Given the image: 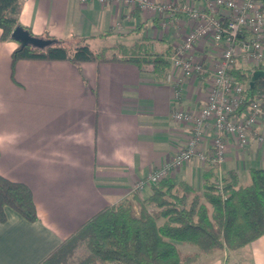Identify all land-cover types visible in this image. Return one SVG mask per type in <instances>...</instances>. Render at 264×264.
Segmentation results:
<instances>
[{"label": "crops", "instance_id": "1", "mask_svg": "<svg viewBox=\"0 0 264 264\" xmlns=\"http://www.w3.org/2000/svg\"><path fill=\"white\" fill-rule=\"evenodd\" d=\"M174 19L170 26L167 12L96 0H20L18 24L33 36L81 39L92 51L109 48L117 60H19L12 68L18 43L0 39V175L30 189L37 213V221L28 222L5 207L0 264L40 263L96 213L131 199L138 181L183 148L191 124L175 121L173 110L198 111L209 75L177 85L155 79L145 64L141 69L119 59L137 56V43L161 52L166 48L155 42L163 39L173 50L190 28L184 14ZM219 48L201 42L194 55L212 67ZM258 129L244 149L231 142L220 175L233 170L248 185V169H264ZM206 167L194 157L170 175L200 190ZM149 193V187L139 191ZM204 257L194 264H264V235L239 251Z\"/></svg>", "mask_w": 264, "mask_h": 264}, {"label": "trees", "instance_id": "2", "mask_svg": "<svg viewBox=\"0 0 264 264\" xmlns=\"http://www.w3.org/2000/svg\"><path fill=\"white\" fill-rule=\"evenodd\" d=\"M19 10L20 0H0L2 41L11 40V32L19 26ZM43 39L53 44L43 49L18 44L11 53V67L19 60L73 64L117 60L109 48L92 51L81 39ZM155 43L165 51H151V44L137 43L132 48L138 55L121 61L141 69L151 64L155 79L165 80L172 48L163 39ZM255 71L263 74L249 86ZM230 75L244 85L237 114L254 100H261L264 107V66H234ZM206 166L200 190L169 175L149 186L145 197L133 194L96 213L38 264H192L199 254L243 249L264 235V169L249 168L250 183L243 185L235 171L220 175L216 165ZM5 207L28 222L37 221L30 189L0 175L1 223L6 221ZM180 246L197 251L182 253Z\"/></svg>", "mask_w": 264, "mask_h": 264}, {"label": "built area", "instance_id": "3", "mask_svg": "<svg viewBox=\"0 0 264 264\" xmlns=\"http://www.w3.org/2000/svg\"><path fill=\"white\" fill-rule=\"evenodd\" d=\"M96 1L152 14L167 12L172 17L170 26L178 20L174 19L176 13L184 14L190 28L167 57L169 70L165 81L182 85L191 76L209 75L205 102L198 111L173 110L175 121L191 124L183 148L138 181L134 189L140 191L156 184L194 157L204 165L210 163L220 169L231 142L237 149L249 145L251 132L264 125V107L261 100H254L237 114L244 85L234 81L230 71L234 66H264V0H195L197 6L178 0ZM201 42L220 46L219 57L212 67L205 58L194 55V48ZM146 67L152 70L151 64ZM176 71L180 72L177 77ZM257 141L264 142V133L258 134Z\"/></svg>", "mask_w": 264, "mask_h": 264}, {"label": "water", "instance_id": "4", "mask_svg": "<svg viewBox=\"0 0 264 264\" xmlns=\"http://www.w3.org/2000/svg\"><path fill=\"white\" fill-rule=\"evenodd\" d=\"M11 40L17 42L21 47L31 46L33 48L43 49L51 44H53L52 40L43 39L40 37L33 36L26 29L17 26L13 29L10 34ZM262 71H255L251 77L249 86H252L253 81L260 75H262Z\"/></svg>", "mask_w": 264, "mask_h": 264}, {"label": "rangeland", "instance_id": "5", "mask_svg": "<svg viewBox=\"0 0 264 264\" xmlns=\"http://www.w3.org/2000/svg\"><path fill=\"white\" fill-rule=\"evenodd\" d=\"M124 57H119V59H123ZM259 131H258V133L259 134H261V133H264V125L263 126H261V127H259V129H258ZM256 144H257V146L259 147V148H261V149H263L264 148V142L263 143H259L258 141H257V138H256ZM250 181H249V179H246V183L248 184ZM133 194H136V195H139V190H136V189H134L133 188ZM134 211L135 212H137V207H136V205L134 204ZM180 250H181V252L182 253H194V252H196L197 250L194 248V247H190V246H183V247H181L180 246ZM218 252V251H217ZM80 252H78V254H79ZM214 254V253H213ZM202 255H204V256H206L207 257V255L206 254H199L198 255V257L199 256H202ZM208 255H211V254H208ZM197 257V258H198ZM206 257H204V258H206ZM202 258V257H201ZM197 260V259H196ZM195 260V261H196ZM194 261V262H195ZM194 262L192 263V264H194ZM196 263V262H195ZM199 263V262H198Z\"/></svg>", "mask_w": 264, "mask_h": 264}]
</instances>
